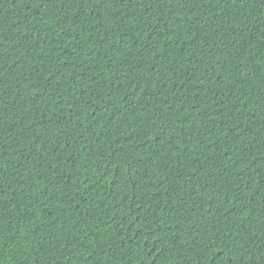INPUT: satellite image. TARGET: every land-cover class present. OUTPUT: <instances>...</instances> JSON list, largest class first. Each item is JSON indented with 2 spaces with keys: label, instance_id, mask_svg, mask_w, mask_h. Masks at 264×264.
Here are the masks:
<instances>
[{
  "label": "trees",
  "instance_id": "1",
  "mask_svg": "<svg viewBox=\"0 0 264 264\" xmlns=\"http://www.w3.org/2000/svg\"><path fill=\"white\" fill-rule=\"evenodd\" d=\"M0 264H264V0H0Z\"/></svg>",
  "mask_w": 264,
  "mask_h": 264
}]
</instances>
